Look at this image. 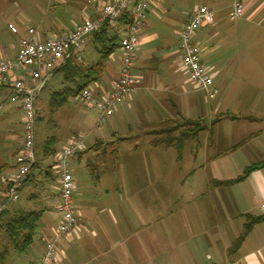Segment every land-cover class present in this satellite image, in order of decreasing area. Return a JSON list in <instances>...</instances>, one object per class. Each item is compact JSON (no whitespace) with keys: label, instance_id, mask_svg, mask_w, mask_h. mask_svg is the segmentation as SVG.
Here are the masks:
<instances>
[{"label":"rangeland","instance_id":"1","mask_svg":"<svg viewBox=\"0 0 264 264\" xmlns=\"http://www.w3.org/2000/svg\"><path fill=\"white\" fill-rule=\"evenodd\" d=\"M231 1L163 0L160 3L161 8H154L148 17L149 28L145 30V33L149 37V41L142 42L138 55L141 57L139 66L147 65L148 71H155L156 78H162L164 72L160 68V64L152 61L146 62L144 59L148 56V50H152L150 53L155 58L167 50L172 51L176 46V36L174 35L177 27L176 21L184 19L195 6H209L214 10V21H216L217 27L199 30L196 32L198 36L194 40L208 39L211 30L218 33L203 47L206 49L210 65H214L219 71V75L214 81L215 86L219 88V94L217 99L209 104H204L202 99L201 102L199 101L202 97L199 93L195 94V98L200 107L199 117L203 120L200 126L203 127L205 123L209 129L212 121L216 117L219 119L218 122H214L213 134L214 138L218 137L221 140L220 152L238 144L240 137L237 132L242 123L231 117L238 118L242 114L237 110L235 103L232 110L229 111H226L224 107L218 108L220 110L217 114V110L215 113L210 112L211 106L215 109L221 98L230 100L235 96L241 82L238 71L239 60L255 54L252 47L253 41L256 40L261 44L264 33L262 28H256L258 22L254 25L245 23L248 13L241 20L231 21L228 15ZM253 1L257 4L264 2V0ZM85 4V0H0V39L5 42L16 39L17 35L11 32V25L18 30L21 28L35 29L42 36L46 35L47 37L61 34L62 31L69 30L74 22L81 21V9ZM256 20L258 21V18ZM255 46L256 52L263 55V47H258V44ZM92 53L95 54L94 59L96 60L98 53L95 51L93 43L87 47L85 55L90 56ZM53 77L49 80L39 101H46L47 105L51 107V112L58 114V125H54L56 123L54 114L39 121L41 118L39 119L38 116L42 115L43 108L40 111L37 108V122H39H36V133L38 137H54L55 145L59 139H64L73 133L86 134V150L81 153L80 158L71 159L70 163L71 174L76 184L75 205L78 209L85 210L89 214H86L88 225L91 220H94L95 229L99 233L104 228L107 233L117 232L119 236H122L118 238L120 242L122 241L121 246H114L115 240L108 243L110 254L107 256L106 264H211L212 262L207 260V256L212 259L213 256L214 259L216 257L210 235L223 236L226 240L222 241L226 243L231 233L228 231L224 236L222 235L223 231L220 230V226L223 225L220 224L223 223L221 218H224V215L228 213L222 211L218 202H214V208L206 204L207 196L213 190L212 186L206 187V178L210 177V173L206 174L204 170H201L194 177L190 173L193 163L202 165L206 161L204 148L208 144L206 142L207 133L200 132L199 144L191 140L187 141L180 158L175 147H166L164 144L155 143L154 141L157 140L155 134L139 135V129L135 125L137 120L134 116L131 118L134 124L132 130L127 124L124 125L125 127L114 125L113 122L117 119L116 115L110 117L111 119L108 118L98 127L97 114L87 111L84 105L74 97H69L61 107L54 108L51 98L55 91L62 88L63 79L60 74ZM176 77L182 84L186 80L185 76L181 74H177ZM185 87L188 90L192 89L190 83L185 84ZM157 88V84L151 86V88L145 89L144 94L153 99L152 95L155 94ZM1 96L4 97L5 94H1ZM164 96L170 95L165 94ZM176 101L174 99V102ZM168 106L173 109L170 103ZM8 112L11 115L13 113L12 110L7 111L5 108L0 111V159L6 157V161L11 159L15 139L14 132L18 131L19 134L21 132V127L18 123L15 124V116L9 121L12 124L5 121ZM59 114H62L63 117H60ZM85 116L88 117L87 123L82 121ZM173 125L168 123L161 129L171 128ZM126 130L128 134L125 132ZM114 131H117L115 136H113ZM177 133L176 131L173 134L176 136ZM96 139L105 142H100L92 149H88L96 142ZM160 150L167 152L163 159L159 158L157 154ZM197 152L199 153L198 158L194 160ZM211 154L210 152L209 155L212 156ZM51 155L49 152H46L45 155L42 153V156L38 157L37 166L46 171ZM228 158L232 167L230 174L221 172L218 177L224 178L227 175L236 177L239 175L242 165L254 161L242 151L237 150L233 151ZM161 161H164L166 168L160 165ZM10 163L8 162V164ZM167 166L174 168L172 171L175 172V176H172L175 181L170 187L174 189L175 196L177 194L176 198L172 197L168 201V197H163L162 200L160 197V186L167 177L165 176ZM40 169L35 170V176H39ZM195 178L198 181L195 182ZM202 184L203 186H201ZM56 186V181L51 178L48 180L45 178L42 181L37 179V183L29 185L23 191L17 203L7 205L9 210L20 208L26 211H44L29 252L24 255L10 256L6 261L7 264H29L38 261L39 256L36 252L44 251V246L40 242V237L45 234L44 228L51 232V227H55L57 223ZM167 192L169 195L170 192ZM167 192L165 190V195ZM179 195L181 197H178ZM30 196L32 197L30 198ZM228 216L236 217L234 228V233H236L238 231L237 224L241 222L240 219L237 220V209L231 208ZM211 217L218 221L217 227L220 229L218 228L219 231L216 233L208 231L207 228L206 223ZM119 228L121 231H118ZM125 230L126 232H124ZM126 234L127 236H125ZM84 237L85 242H92L93 238L89 232L85 233ZM3 241L5 239L0 234V244ZM72 246L66 245V251ZM85 254L83 251L79 253L81 262L93 264L92 258ZM105 262V258L101 257L95 263L105 264Z\"/></svg>","mask_w":264,"mask_h":264},{"label":"crops","instance_id":"2","mask_svg":"<svg viewBox=\"0 0 264 264\" xmlns=\"http://www.w3.org/2000/svg\"><path fill=\"white\" fill-rule=\"evenodd\" d=\"M163 0H158V4L154 8H161L160 3ZM246 4V12L245 18L247 16V19L245 20V23L254 25L256 22L257 26L256 28H262L264 31V2H254L253 0H241ZM197 7V6H195ZM194 7V8H195ZM83 8V7H82ZM151 12L153 11V9ZM192 9V11L194 10ZM82 10V9H81ZM191 11V12H192ZM231 11V3L229 5V13ZM151 12L149 13L148 17L150 16ZM188 13L187 16L180 20L176 21L177 27L174 31V35L176 36V46L172 49V51H165L163 52L158 58L153 57L152 50H148V56L147 58H144L146 62L152 61L156 62L158 65L160 64V68L164 72V76L157 77L154 75L155 71L147 70V65L145 66H139L141 64V57L138 56V58L135 61L134 64V73L140 78V85L138 88L134 91V93L124 100L120 106L117 108L116 115L117 119L114 120V125L116 126H122L129 127L132 130V126L134 125L131 121V118L134 116L135 119V125H137L139 129V135H145V134H155L157 138L161 137L160 132H165L164 129H161L166 124H174L173 126L181 125L185 123L186 121L189 122H197L201 124V117H199V104L197 99L195 98V94L199 93L202 95L200 98L204 102V104H209L212 101L217 99V95L219 94V88L215 86V79L219 75V71L216 70L214 65H210V61L206 54V49L203 47L206 45L207 41H210L214 39L217 36V32L214 30H211L209 33L208 39L202 38L200 40H193L200 48V58L202 60V63L204 66L208 69V71L213 76L211 91L216 92V95L214 98H208L207 94L192 89L188 90L185 87V84H188V77L181 67V58L180 53L178 49L179 44V30L181 29L182 25L186 22L188 16L191 14ZM229 15V14H228ZM215 17V16H214ZM242 18V19H243ZM258 18V21L256 20ZM148 20V19H147ZM241 20V19H240ZM79 23L78 21L71 24V28L69 30H72L74 27V24ZM13 27L12 25L10 28ZM217 27L216 21H214V24L212 25H205L202 26L197 30L202 29H214ZM149 28L148 21L145 24L144 30L141 34V44L147 43L149 41V37L145 33V30ZM32 28H21L20 30L17 29L18 33L16 34L17 37L13 41H3L0 39V57L2 58H14L18 51V43L20 38L26 37L28 30ZM62 31L63 33L68 32ZM12 32V31H11ZM13 33V32H12ZM62 34V33H61ZM54 35V34H53ZM198 34L196 33L194 36V39L197 38ZM42 37H47L46 35H43ZM51 37V36H50ZM49 38V37H47ZM264 33L262 34V42L254 40L252 47L255 52L252 56L243 57L240 59V65L238 66L239 71V79L241 80L239 87L237 88L236 93L234 94L233 98L230 100L221 98L218 107L216 106L215 109L212 108L210 112L218 113V111L221 108H226V111L232 110L233 105L235 103V106L238 111H240L241 117L235 118L231 117L232 119H238L242 124L240 127H238V137H240L238 144L235 146L226 149L225 151L220 152L221 150V140L220 138H214L213 134V125L214 122H218V117H216L215 120L212 121L211 127H208L203 125V128L207 134V145H205V159L206 161L202 165H195L193 163L192 169L190 170L191 176L194 177L198 171L204 170L206 174L210 173V177L206 178V187L209 186L213 187V190L210 191V194L207 196V202L206 204L209 207L214 208V202H218V204L221 205V209L223 212L229 214V210L231 208L237 209V220L240 219L241 222L237 224L238 231L234 233L235 228V222L236 217H230L228 214L224 215V218H221L223 223L222 226L217 227L218 221L214 220V218H208V222L206 223L208 226V231H213L214 233L218 232L219 229L223 231L222 235H226V233H231L230 238L228 242L223 243L222 240L225 239V237H216L215 235H210L211 239V245L214 248V253L216 259H213L210 256H207V260L211 261V264H264V211L261 208V204L264 202V168L254 171L251 173L248 177L245 179H242L241 181H237V178L243 174V171L245 168L251 166L252 164H256L259 162H264V53L262 55L256 52V44H258V47H263L264 49ZM91 38L89 37L84 44L83 50H82V58H86L89 61H94L95 54L92 53L90 56L87 54L85 55V51L87 47L91 44ZM86 46V47H85ZM169 46V45H168ZM249 48L251 46L248 45ZM212 50V49H209ZM262 52V49H261ZM121 67V56L119 53L118 48L114 51V53L109 58L108 62L105 65L104 72L102 73V76L100 78V84L102 86V89L104 92H106L110 87L114 84V82L117 81V78L119 76V71ZM177 74H181L182 76H185L186 80L182 84L181 81L176 77ZM55 75V74H54ZM53 75V76H54ZM54 78V77H53ZM144 83V84H143ZM158 85V88L153 94V99L147 97L146 94H144L145 89L151 88V86ZM64 83L62 85L63 89ZM47 87V86H46ZM45 87V89H46ZM44 89V90H45ZM44 90L41 92V94L44 92ZM59 90V91H60ZM57 92V91H55ZM1 94H5V96H1ZM41 94L38 97L37 101V108L42 109L43 112L42 115H39V121L44 119L45 117L50 116L51 114H54L50 110V106L47 105V102L44 100H40ZM165 94H169L170 96L165 97ZM11 90L8 86H4L0 88V111L5 108L7 111H13L12 115L8 112L6 115L5 121L9 123L11 121L12 117L15 116V124L18 123L19 127H21L20 134L18 131L15 133V139H14V146L12 147L11 151V159L6 161V157H3L0 159V176H1V183H0V203L3 200V195L6 192V184L5 179L6 177L10 176L15 168H16V155L21 147L22 144V135H23V124H22V113L19 106V103L13 102L10 100ZM174 97H172V96ZM174 99L177 101L174 102ZM75 100H78L75 98ZM79 101V100H78ZM172 105L173 109L169 108V103ZM8 105V106H7ZM222 106V107H221ZM178 108V109H176ZM220 108V109H218ZM57 111V110H56ZM17 115V116H16ZM60 117H63L62 114H59ZM112 117V116H111ZM110 118V117H108ZM107 118V119H108ZM111 119V118H110ZM54 122H56L54 125H58V114H54ZM38 121V122H39ZM83 123L88 122V117L85 116L82 118ZM111 121V120H110ZM37 122V123H38ZM12 124V123H9ZM125 125V126H124ZM118 129V128H117ZM116 129V130H117ZM127 134V130L125 131ZM131 133V132H130ZM77 133H73L72 135H69L68 137L64 139H59L57 141V144L55 145V138L54 137H41L37 135L36 133V157L38 161V157L40 158L43 155H45L46 152H49L51 155L50 164L47 168V170H42L40 167H36L34 170H32L29 174V179L27 181V184L23 187L22 191L20 192V197L23 193V191L28 188L29 185L37 183L38 180L43 179H53L56 181L57 186L55 187V191H57V200L55 201V204L57 206L58 204V182L56 176H54L53 171L51 169L53 165V155L56 151H58L63 145L67 144L68 141ZM117 135V131H114V135ZM177 135V134H176ZM123 138H127L126 136H121ZM96 142L88 149H92L93 146L98 145L100 142H105L102 140H95ZM190 141V140H188ZM194 141V140H191ZM194 148V146H193ZM87 149V150H88ZM242 151L247 157L252 158L254 161L248 164L242 165L239 175L236 177H232L227 175V177H218L221 175V172L224 174H230L231 172V162L229 161V155L233 151ZM231 151V153H228ZM212 153L210 156L209 153ZM198 153V152H197ZM195 155L194 160L198 158L199 153ZM159 158H165L167 152L165 150H160L158 153ZM82 154H78L72 159H78L81 157ZM6 161V162H5ZM8 162H11L8 164ZM195 162V161H194ZM71 163V160H70ZM160 165L166 168V164L164 161L160 162ZM40 169L39 176H35V170ZM174 168H170V166H167V173H165V176H167L161 183L160 186V197L167 198V201L170 198H176L177 194L175 196V193L173 192L174 189L170 186L175 181V178H173L172 175L175 176V172H173ZM51 173V174H50ZM217 176H216V175ZM172 176V177H171ZM167 179V182H166ZM198 181L197 178H195V182ZM205 181V180H204ZM220 183V184H219ZM196 184V183H195ZM204 184V183H203ZM203 184L201 186H203ZM166 192L169 191L165 195ZM212 192V193H211ZM32 196H30L31 198ZM178 197H181L180 195ZM76 198V192L74 197V203ZM206 198V195H205ZM33 199V198H32ZM225 201H227V204H225ZM164 203V202H162ZM206 205V207H207ZM55 206V208H56ZM76 206V205H75ZM225 206V207H224ZM217 207V206H216ZM223 207V208H222ZM77 208V207H76ZM78 212L81 216V224L83 228H81L80 238L76 239L75 241H62L61 242V250L64 254L62 261L59 264H85L82 263L79 259V253L81 251L84 252L85 255H89L92 258V263L96 264V260L99 258H105V264L107 263V256L109 253V244L112 240H115L113 242L114 246H121L122 241L120 242V239L122 236H119L117 232L107 233L105 232L104 228H102L101 233L95 229V221L91 220V223L88 225V219H86V214L89 215L85 210L78 209ZM246 216H252V217H262L263 220L253 225L250 232L247 234L245 239L242 241L240 246L236 251H232V245L234 241L243 233L244 226L247 223ZM94 217V216H92ZM59 219V215L57 214V221ZM115 223V222H114ZM57 224V223H56ZM117 224V223H116ZM88 226L90 231L88 230ZM219 228V229H218ZM126 229V228H123ZM118 231H121L119 228ZM90 233L92 242L88 241L85 242L84 235L85 233ZM126 232V230L124 231ZM44 235L41 238L42 244H43V237L49 236L52 234V227L51 232L44 228ZM127 236V234L125 235ZM218 238V240H217ZM226 240V239H225ZM66 245H73L72 247L68 248L66 251ZM44 246V244H43ZM126 251H128L127 248H125ZM129 252V251H128ZM38 253V261L36 263L30 262L29 264H38L44 251L41 250V252ZM82 255V256H85Z\"/></svg>","mask_w":264,"mask_h":264},{"label":"built area","instance_id":"3","mask_svg":"<svg viewBox=\"0 0 264 264\" xmlns=\"http://www.w3.org/2000/svg\"><path fill=\"white\" fill-rule=\"evenodd\" d=\"M85 1L86 4L81 10V21L74 24L72 30L43 39L35 29H29L27 36L20 38L14 58L0 57V88H10V100L19 103L23 124L22 144L16 155V168L5 179L7 189L0 203V215L8 204L19 201L20 190L37 163L35 144L39 95L55 70L70 56L82 61V50L90 36L97 33L104 24L113 26L126 13L130 21L118 42L121 67L117 81L106 92L103 91L100 81H97L82 89L77 99L87 111L97 114V126L100 127L108 117L116 113L120 104L141 83L134 73V64L139 55L141 34L148 15L157 6L158 0ZM245 12L246 4L243 1H231V21L242 19ZM214 15V10L209 6L195 7L179 30L178 44L181 67L188 82L193 89L206 93L211 99L216 95V92L211 91L213 76L202 63L200 48L193 40L199 28L214 24ZM10 29L14 34L18 33L15 27ZM85 140L86 134L78 133L54 155L51 169L58 182V204L55 210L59 219L52 228V234L42 239L44 253L38 264H59L64 256L61 242L75 241L81 237L83 226L74 203L76 184L71 174L70 160L86 150ZM261 208L264 211V202Z\"/></svg>","mask_w":264,"mask_h":264},{"label":"trees","instance_id":"4","mask_svg":"<svg viewBox=\"0 0 264 264\" xmlns=\"http://www.w3.org/2000/svg\"><path fill=\"white\" fill-rule=\"evenodd\" d=\"M129 21L128 14H123L116 24L113 26L104 24L97 33L90 36L95 51L98 53L96 60L89 61L86 58H82V61H77L75 57L70 56L60 68L55 70V75L60 74L62 76L64 87L62 90L55 92L51 98V104L54 108L61 107L67 102L69 97L77 98L82 89L100 81L105 65L118 48V42ZM46 38L43 37V39ZM203 130L204 128L200 126V123L186 121L179 126L164 128L165 132H160L161 137L154 142L164 144L166 147H175L181 158L184 144L188 140H194V142L199 144L198 137ZM176 131L178 133L175 136L173 133ZM37 163L32 167V170L37 167ZM263 168L264 162L252 164L245 168L243 174L235 182L241 181L254 171ZM28 179L29 175L23 187L27 184ZM43 214L44 211H26L20 208H12L11 210L7 208L2 212L0 215V234L3 235L5 241L0 244V264H7V259L10 256L13 257L14 254L24 255L29 252L34 243ZM246 219L247 223L244 226V231L234 241L232 251L238 249L253 225L263 220L262 217L255 218L252 216H246Z\"/></svg>","mask_w":264,"mask_h":264}]
</instances>
